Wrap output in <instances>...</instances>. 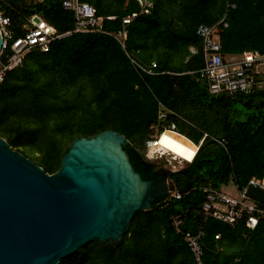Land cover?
Listing matches in <instances>:
<instances>
[{"label":"trees","instance_id":"1","mask_svg":"<svg viewBox=\"0 0 264 264\" xmlns=\"http://www.w3.org/2000/svg\"><path fill=\"white\" fill-rule=\"evenodd\" d=\"M79 1L102 18L100 32L73 33L53 41L47 52L32 48L0 84V137L11 149L51 175L74 138L112 130L125 137L122 148L133 170L152 181L167 162L145 160L138 146L155 134V125L160 132L174 125L195 144L204 133L209 138L175 176L179 187L190 182L179 200L157 199L135 214L119 242L87 243L58 264H195L171 225L176 215L183 218V232H204L203 264H264V217L250 231L243 222L231 227L202 212L205 188L232 181L241 190L252 178H264V88L211 95L198 75L203 43L195 33L224 18L227 27L218 26L224 55L244 48L264 54V0H149L151 14L127 25L122 19L139 12L135 1ZM227 2L236 7L227 10ZM0 11L15 36L35 15L56 33L74 28V14L61 0H0ZM123 30L121 43L115 36ZM10 54L0 58L6 62ZM161 106L170 111L163 122ZM176 143L178 154L190 160L194 149Z\"/></svg>","mask_w":264,"mask_h":264},{"label":"water","instance_id":"2","mask_svg":"<svg viewBox=\"0 0 264 264\" xmlns=\"http://www.w3.org/2000/svg\"><path fill=\"white\" fill-rule=\"evenodd\" d=\"M126 142L112 130L76 137L50 175L0 137V264H58L87 243H117L136 213L169 194L171 180L180 193L189 190L190 182L177 184L181 170L159 168L157 179L142 180ZM247 196L264 204L258 188Z\"/></svg>","mask_w":264,"mask_h":264},{"label":"built area","instance_id":"3","mask_svg":"<svg viewBox=\"0 0 264 264\" xmlns=\"http://www.w3.org/2000/svg\"><path fill=\"white\" fill-rule=\"evenodd\" d=\"M34 1L41 2L42 0ZM133 1L139 6V12L131 13L123 18L122 23L124 25L129 24L139 14L150 15L152 12L153 4L149 0ZM61 2L65 10L71 11L74 14V28L62 34L56 33L52 26L35 15L30 19L31 26L25 25L24 34L22 36H15L10 29L9 18L0 11V33L2 36L0 57L7 50L11 52L9 56H6V62H3L0 58V84L3 82L6 72L21 66L23 56L32 48L47 52L53 41L73 33L100 32L102 18L96 15L95 9L91 5L79 0H61ZM235 7V4L227 2V10L234 9ZM35 17L38 18L37 23L33 22ZM219 25H222L224 28L227 27L224 18L213 26L199 25L195 32L202 39L203 43V68L198 72V75L207 85L210 94L248 95L256 89L260 90L264 88V54L250 48H244L239 54L224 55L218 34ZM115 37L122 43V40L126 37V33L123 30ZM131 62L143 72L150 75L153 74L141 68L133 60ZM168 113L170 111L165 110L161 106L158 113V121L163 122ZM153 130L155 134L150 139L144 141V148L141 150L144 159L147 161H153L156 154H166L174 163L181 161L185 162L186 165L190 164L194 160L198 148L209 138L204 133L200 142L195 144L185 134L179 133L174 125L164 128L161 132L159 131V126L155 125ZM164 137L172 142H180L186 150L193 148L194 154L192 158L187 160L185 157L162 145L161 141ZM211 139L215 142H220L217 139ZM165 161L167 162V166L159 168H167L174 172L184 168L170 164L167 160ZM169 184L168 199L179 200L183 194L179 192L178 187L173 184L172 180ZM249 186L264 191V178H252L241 190L234 184V194L223 190L226 185L221 186L219 189L212 186L205 188L206 197L202 205L204 216L206 218H213L231 227L243 222L248 230H254L259 219L264 217V209L260 206L262 203L247 196V188ZM170 220L174 232L182 236L184 244L188 247L194 259V263L203 264L202 238L204 237V232L202 230L195 234L183 232L181 229L183 225L181 215L171 216ZM215 239H219V236H215Z\"/></svg>","mask_w":264,"mask_h":264},{"label":"rangeland","instance_id":"4","mask_svg":"<svg viewBox=\"0 0 264 264\" xmlns=\"http://www.w3.org/2000/svg\"><path fill=\"white\" fill-rule=\"evenodd\" d=\"M153 159L156 160V161L161 160V159H165L168 162H170V164H174V165H176L178 167H185L186 166L185 162H181V161L176 162V163L172 162L170 160V157L168 155H166V154H164V155L156 154ZM223 190L225 192L229 191L231 194H234V192H235L234 183L232 181H230L229 184L226 185V187L223 188Z\"/></svg>","mask_w":264,"mask_h":264},{"label":"bare ground","instance_id":"5","mask_svg":"<svg viewBox=\"0 0 264 264\" xmlns=\"http://www.w3.org/2000/svg\"><path fill=\"white\" fill-rule=\"evenodd\" d=\"M165 145L164 146H166V147H168L171 151H173V152H175V153H177L178 154V152L176 151L177 149L179 150V146H178V144L176 143V142H172V141H169V140H167V141H165ZM163 145V144H162ZM180 155V154H179ZM183 157V156H182Z\"/></svg>","mask_w":264,"mask_h":264}]
</instances>
